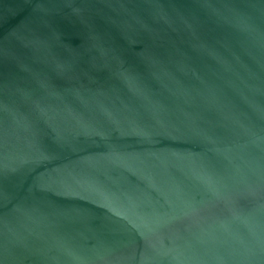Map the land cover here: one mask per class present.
<instances>
[{
    "label": "water",
    "instance_id": "1",
    "mask_svg": "<svg viewBox=\"0 0 264 264\" xmlns=\"http://www.w3.org/2000/svg\"><path fill=\"white\" fill-rule=\"evenodd\" d=\"M0 264H264V0H0Z\"/></svg>",
    "mask_w": 264,
    "mask_h": 264
}]
</instances>
